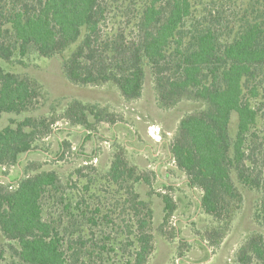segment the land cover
Instances as JSON below:
<instances>
[{"label":"trees","instance_id":"trees-1","mask_svg":"<svg viewBox=\"0 0 264 264\" xmlns=\"http://www.w3.org/2000/svg\"><path fill=\"white\" fill-rule=\"evenodd\" d=\"M109 6L108 0H0V118L11 116L0 130V170L22 173L17 181L7 174V182L0 181V264H103L98 262L105 256L119 254L116 247L95 248L92 238L68 227L79 218L98 226L109 193L95 189L97 203L91 205L67 192L58 172L23 163L60 119L54 114L13 118L38 110L44 92L37 79L6 67L26 66L33 54L52 59L67 53L64 70L74 85H112L132 103L142 97L150 71L161 109L183 101L201 105L180 120L169 145L187 185L201 191V212L212 218L199 242L219 247L242 207V190L258 191L255 219L263 231L241 246L236 264H264V136L259 137L264 132V0H138L131 33L121 29L113 35ZM61 118L87 130L119 122L106 107L79 100L66 106ZM154 178L130 165L122 149L106 175L115 186L117 207L129 212L132 223L125 232L127 247L118 248L131 250L122 255L123 264H148L155 251L154 209L137 191ZM85 189L92 192L90 182ZM161 201L158 231L176 238L177 230L166 228L177 202L169 193L161 194ZM56 208L58 218L49 212ZM103 218L112 223L108 214Z\"/></svg>","mask_w":264,"mask_h":264},{"label":"rangeland","instance_id":"rangeland-1","mask_svg":"<svg viewBox=\"0 0 264 264\" xmlns=\"http://www.w3.org/2000/svg\"><path fill=\"white\" fill-rule=\"evenodd\" d=\"M110 7V16L108 23V32L113 35L116 31L124 29L131 33V28L135 18L134 4L138 0H108ZM69 53L64 56L52 59H43L33 54L24 61L26 66L13 64L6 68L9 71L29 75L37 79L43 86L44 98L38 110L25 115L15 117L23 120L26 116L35 118L51 116L54 114L58 120L52 126L53 132L37 143V151L30 157V160L24 159V165L36 163L40 170L56 171L65 184H68L67 192H72L75 197L88 199L91 205L97 203L94 199L96 190L100 188L110 196L109 201H103L105 206L102 208L100 215V224L91 227L87 220L79 218L75 225H69V230L76 235L82 234L89 236L94 241V247L105 245L107 249L116 247L119 254L114 256H105L98 263L103 264H123L125 258L122 255L131 254V250L125 249L127 242L125 238L129 236L127 227H131L129 212L121 213L122 207H117V197H114L115 186L106 179L110 170L114 156L122 149L130 165H136L140 171L149 172L151 169L148 165L152 164L154 169L157 160L152 158L153 153L160 149V160L165 161L163 179H153L152 185H138L137 191L143 198H148L154 209V218L152 224V233L154 235L155 251L151 256L148 264H236L237 253L241 246L248 238L256 232H262L263 228L255 219V213L258 208L261 195L258 191L244 189V201L241 209L238 211L230 232L223 240L219 247L206 248L203 243L199 242L206 229L212 226V218L203 214L200 210L201 191L191 189L186 182V176L180 172L169 157V144L172 141L180 120L188 113L201 108L197 102L183 101L171 110H163L159 107L154 90L153 77L150 71L143 90L142 97L132 103L113 98L105 91L112 85L105 86H78L72 84L66 77L64 64ZM117 89L116 87H114ZM110 93V92H109ZM110 97L108 100L105 97ZM105 99V100H104ZM111 99V100H110ZM75 100L85 104L97 105L101 108H107L109 111L119 117L117 122L120 129L128 128L133 133L137 131V138L123 129L116 134L112 131L114 125L110 123H100L87 130L83 126L72 125L67 120L62 119L63 110L66 106ZM111 101L109 104L106 102ZM122 102V103H121ZM123 105V106H121ZM123 110H122V109ZM134 108L135 112H129ZM145 113L148 117L139 114ZM127 111L129 113H124ZM145 111V112H144ZM132 113H138L141 121L144 122L146 132L142 133L141 122H135ZM11 116L0 118V130L8 125ZM140 118V117H138ZM128 124V125H127ZM143 124V125H144ZM237 123L232 122L231 130L235 132ZM119 134V137H118ZM263 130L259 132V137H263ZM112 139V140H111ZM68 143L65 148L62 144ZM147 144L154 148V152L147 151L148 160L139 156L135 148H142ZM138 154V155H137ZM82 169L78 174L77 170ZM7 174L10 181H17L21 178L19 168H10L0 170V181ZM170 175V183L175 185L173 191H168L165 185L166 175ZM7 182V179H4ZM3 182V181H2ZM90 182L92 192L85 189V185ZM179 183V185L177 184ZM169 193L177 202L178 209L166 228L168 233L177 230L176 238H169V234L163 236L159 233L158 228L163 221V204L161 194ZM105 194V195H107ZM148 195H151L148 197ZM103 197L102 199H107ZM114 197V199H113ZM121 204L124 200H120ZM116 205V206H115ZM54 217L58 218L61 211L52 209L49 211ZM112 217V223L104 220L105 215ZM68 221L65 220V226ZM126 236V237H125ZM92 246V244H91ZM106 252V251H105Z\"/></svg>","mask_w":264,"mask_h":264},{"label":"crops","instance_id":"crops-1","mask_svg":"<svg viewBox=\"0 0 264 264\" xmlns=\"http://www.w3.org/2000/svg\"><path fill=\"white\" fill-rule=\"evenodd\" d=\"M106 93H108V95L110 94L111 96H112V99L113 98H119L120 99V97H122L121 96V94H120V92H119V90L118 89H115L114 87H108V89H107V91H105ZM110 92V93H109ZM143 95V94H142ZM108 98H110V97H105V99L106 100H108ZM115 98V99H116ZM123 98V97H122ZM104 99V100H105ZM111 100V99H110ZM124 100V99H123ZM109 103H111V101H108V102H106L105 104H109ZM122 103V102H121ZM121 106H123V105H121ZM122 109V108H121ZM128 109V108H127ZM123 110V109H122ZM128 111L130 112H135L134 111V108L132 109V110H129L128 109ZM129 112H127V111H124V113L126 114V113H129ZM130 112V113H131ZM143 112V110L139 113V114H141V116H144V117H148L145 113H142ZM145 112V111H144ZM139 114L138 113H132L131 115H130V118H132V116H134V118H135V122H138V121H140L141 122V128H142V133L144 134L145 132H146V127H145V125L146 124H144V122H142L141 120V116H139ZM138 117H140V118H138ZM120 123V122H119ZM118 123V124H119ZM118 124L116 123V125H114V127H113V132L116 134V139H114V140H112V142H114V141H116L117 140V133H116V130H118V132L119 131H121L120 133H124L123 132V129H126V130H128V128H130L131 126L129 125V126H127L128 128H122V129H120L119 128V126H118ZM144 124V125H143ZM128 125V124H127ZM178 128V127H177ZM128 132H130V133H132L134 136H135V138H137L138 136H137V134H139L137 131H135L134 133L132 132V131H130V130H128ZM125 134V133H124ZM123 134V135H124ZM118 137H119V134H118ZM170 145V144H169ZM133 149H135L136 151V153H138L139 154V156L140 157H142V158H144V159H146V160H148V157H147V155H146V153H147V151H150V152H154L155 150H154V148L152 147L151 148V145L150 144H147L146 146H144V147H142V148H133ZM160 153H161V150L159 149L158 151H157V153H153L152 154V158L153 159H155V160H157L158 162H157V164H155V167H154V169H152V164H150V165H148V167L151 169V171L150 172H152V174H155L156 175V178H155V180H159V178L161 179H163L164 177H163V174H164V170L166 169V167H165V165H164V163H165V161H161L160 160ZM137 154V155H138ZM169 157L171 158V161L174 163V161H173V159H172V156H171V153H170V149H169ZM26 159V158H25ZM149 161V160H148ZM175 164V163H174ZM186 182H187V179H186ZM165 185L164 186H166L167 184H169L170 186H172V185H175V183H170V175L169 174H167L166 175V179H165ZM167 183V184H166ZM178 185H179V183H177Z\"/></svg>","mask_w":264,"mask_h":264}]
</instances>
